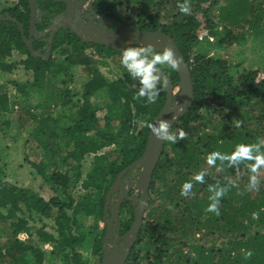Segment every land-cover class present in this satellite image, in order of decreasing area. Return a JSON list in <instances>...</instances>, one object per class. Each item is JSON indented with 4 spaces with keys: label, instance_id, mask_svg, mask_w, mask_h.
Returning <instances> with one entry per match:
<instances>
[{
    "label": "trees",
    "instance_id": "16d2710c",
    "mask_svg": "<svg viewBox=\"0 0 264 264\" xmlns=\"http://www.w3.org/2000/svg\"><path fill=\"white\" fill-rule=\"evenodd\" d=\"M206 1L189 0L190 12L184 14L177 7V0H145L152 10L144 12L132 27L169 36L189 69L193 104L171 132L178 128L186 131L191 123L202 119L200 112L208 113L215 109L220 112L234 109L243 118L237 117L239 123L227 131L221 128L218 135H204L201 140L198 137L192 144V151L183 149V139L176 144L165 142V147L169 146L186 167V172L181 173L182 178L192 176L189 178L191 193L185 201L179 200L176 193L180 180H170L166 184L167 191L164 192L163 188V192L158 193L159 199L165 202L170 200L176 204L179 201L175 208L183 206L178 215L163 211L159 215L163 220L167 217L168 228L180 234L181 238L175 245L169 243L173 240L163 242L164 237L157 236L152 241L149 238L144 243L146 252L142 257L137 250L141 248L149 224L141 225L124 264H264V174L256 177L255 187H250V177L264 170V165L252 173L248 165L254 161L241 160L230 164L228 160L221 162L217 159L215 164L209 163L204 170L201 168V164L208 163L211 153L230 156L237 145H252L264 140V112H259L257 106L248 109L254 106L251 105L253 102L264 103V80L257 82V73L252 70L233 73L225 59L211 57L200 49L195 17L203 11L201 5ZM234 4L238 13L240 11L239 21L248 12L256 11L254 25L259 27L263 22L264 26V0H234ZM168 10L174 16L166 23L161 22V14ZM233 24L236 23L229 25ZM62 41L59 38V44L53 48L58 49V54L63 57L61 61H55L52 54L47 60L33 57L17 27L0 21V74H11L18 67L31 74L28 81H10V84L15 88L14 94L27 102L24 113L30 124L35 125L30 136L37 141L45 160L50 156V162L31 163V167L56 194L45 199L37 192L6 181L0 156V264H44L45 245L50 247V259L58 264H89V257L101 263L107 193L116 177L143 155L150 129L148 124L152 123L165 102L164 85L155 103H148L146 97H138L139 85L124 68L122 76L114 80L99 74L93 58L116 55L120 62V52L95 47L91 55H86L78 46L61 47ZM131 47L141 46L131 43ZM14 53L23 58L13 60ZM76 67H82L89 79L75 101V93L71 94L68 84L72 83ZM161 71L173 86H177L176 70L161 67ZM50 81H59L63 89H57L55 94L49 92ZM36 96H41L44 101L30 105V99ZM92 96H100L102 105L92 102ZM18 100L0 88V132L9 128L7 117L13 105L19 104ZM53 107H60L57 116L51 111ZM37 110L42 111L37 114ZM99 111L103 112L102 117L97 116ZM227 117L229 119L231 114ZM251 122H254V128ZM261 151L264 152V146ZM86 158H90V163L86 173L82 174L81 165ZM48 164L53 166L50 174L46 171ZM172 166L163 152L152 176L150 192L153 197L149 200V212H154L158 198H154L156 183L162 174L171 172ZM216 170L220 172L215 174ZM240 171L241 179L239 182L235 180L236 183H227L221 176L223 173L235 176L238 172L237 177ZM199 173L204 175L203 183L194 179ZM135 178L136 173L131 170L121 180ZM209 186L223 190L218 198V215L206 210L212 203L210 197L213 192L209 191ZM78 187L82 190L80 196L67 193L69 188L74 191ZM60 194L64 197L60 198ZM131 194L129 190L123 197L118 211L123 230H127L134 220L132 203L127 198ZM114 195L118 197V191H112L109 198L115 199ZM111 214L112 209L108 206L107 217ZM122 214L123 218H119ZM20 233L27 235L25 241L17 238ZM221 234L227 239L217 245V237ZM185 249H189L188 252ZM149 250L152 254L148 253ZM248 251L252 253L250 257L245 255Z\"/></svg>",
    "mask_w": 264,
    "mask_h": 264
},
{
    "label": "rangeland",
    "instance_id": "374dc122",
    "mask_svg": "<svg viewBox=\"0 0 264 264\" xmlns=\"http://www.w3.org/2000/svg\"><path fill=\"white\" fill-rule=\"evenodd\" d=\"M117 13L119 18L123 21H128L131 24H135L140 18L143 17L144 12H149L152 10L151 7H148L145 0H117ZM255 5V4H254ZM145 6V7H143ZM203 11H200L195 19L198 24V29L196 31L197 40L201 43V51L207 52V54L214 58L225 59L227 65L232 69L233 73H243L246 71H255L257 73L256 81L264 80V26L263 22L260 23L259 27L254 25L256 22V11L254 13L248 12L247 16L239 21L241 17H238V10L234 4V0H208L201 5ZM174 13L170 10L163 12L161 14V22H168L172 19ZM264 19V18H263ZM239 21V22H238ZM230 23H236L229 25ZM257 29V30H256ZM87 55V54H86ZM52 58L55 61H61L63 57L58 54V49L52 53ZM23 56L14 53L12 59L20 60ZM94 65L97 68L99 74L105 77L108 80H114L122 76V65L119 62L118 57L99 59L98 57L93 58ZM166 68L167 66H161ZM73 80L72 83L68 84V89L71 90V94L74 93V100L79 99V94L82 89V86L89 79L88 74L85 73L82 67H76L73 71ZM31 79L30 73H25L21 67H18L11 74H0V88L3 91H6L11 97L13 95L16 99H19L18 103H15L12 108V112L9 114L7 119L10 121L9 128H5V132H0V156L2 159V164L5 169L6 174L5 178L11 184H14L18 187L32 190L39 193L43 198L48 199L51 196L56 195L49 184H46L40 177L38 171L31 167V163L38 164L40 162H50L49 158L45 160L44 153L40 147L37 146V141L31 135L32 129L35 125H31L30 121L27 119L24 109L27 108V102L24 101L22 97H19L14 94V86L10 84V81H16L22 83ZM55 87V90H54ZM57 89H63V85L58 82L50 81V87L48 91L55 94ZM179 91L178 88H175L173 93L177 94ZM44 94V93H42ZM43 96V95H42ZM92 102L102 105V98L100 96H92ZM14 101V100H12ZM37 101H44L40 96L30 99V105L37 104ZM21 102V103H20ZM248 109H257L259 112H264V103H251ZM42 110H37V114ZM51 111L57 116L60 113V107H53ZM203 114L201 120H197L189 125L187 130L186 139L182 140V147L185 151H192V144L197 141L199 137L200 140L204 135L215 134L218 135L221 131H227L228 128H231L232 125L239 123L237 117H240V120L243 118L236 112L234 109H227L223 112H220L218 109H215L213 112H200ZM228 114H231V117L228 119ZM98 117L103 116V112L99 111L97 113ZM252 127L254 128V122H251ZM246 125L243 123V127ZM180 129V128H178ZM177 129V130H178ZM176 130V131H177ZM163 152L166 153L168 159L172 162V167L170 168V173L162 174L161 179L156 183V195L154 198L159 196V192L167 191L166 184L170 180H180V188L177 186L176 193L178 194L179 200L185 201L184 199L190 195L191 191L187 195H181V186L192 178L190 175L188 178H182L181 173H185V165L181 164L178 158V155L171 150L169 146H164ZM63 153V152H62ZM163 155V153H162ZM52 159V158H51ZM57 159V158H56ZM197 160L195 159L194 162ZM90 163V158H86L81 165L82 174L86 173L88 165ZM209 167V163L201 164L202 170ZM53 169V166L48 164L47 174H50ZM220 170H216L215 174H218ZM222 172V171H221ZM177 173V175H176ZM240 175L236 177L237 174L231 175L223 173L221 176L227 183L237 180L240 181L242 172H239ZM264 170H259L255 174L256 177L263 176ZM190 178V179H189ZM127 184V183H126ZM162 188V189H161ZM176 188V186H175ZM125 189L129 192L132 191V194H135V188H129L128 184L125 186ZM72 192L75 197H78L82 194V190L79 187L72 191L70 188L67 193ZM150 194V199L153 195ZM60 198H63V194L59 195ZM179 201L176 202V204ZM181 202V201H180ZM175 202L166 200V202L159 197L157 198L154 206V212H149L150 207H148L142 217L141 225H147L148 231L145 235L141 248H135L140 253V256H144L146 248L144 243L150 238L152 241L158 237H164V240H173V245L176 244V240H179L180 234L175 233L172 229L167 226V217H164L165 220L160 219L159 215L163 213L167 214H177L180 213L184 208L179 206L175 208ZM176 209V210H175ZM123 218V214L119 218ZM113 222V221H112ZM111 222V223H112ZM160 225V226H159ZM149 232V233H148ZM200 236L197 235L195 239H198ZM210 239V238H209ZM227 239V238H226ZM225 235H220L217 237V245L220 242L226 241ZM151 243V242H150ZM191 244V242H189ZM173 249V248H172ZM171 249V251H172ZM46 256V261L44 264H58L57 261L50 259L48 248L44 249ZM189 249L184 251L188 252ZM149 254H152V250L148 251ZM83 255H88L83 253ZM172 260L174 259L171 258ZM89 264H100L93 257H89ZM145 264V263H141Z\"/></svg>",
    "mask_w": 264,
    "mask_h": 264
},
{
    "label": "flooded vegetation",
    "instance_id": "af4514ba",
    "mask_svg": "<svg viewBox=\"0 0 264 264\" xmlns=\"http://www.w3.org/2000/svg\"><path fill=\"white\" fill-rule=\"evenodd\" d=\"M116 3L117 0H0V16H2L0 21H7L16 27L17 25L9 18L19 22L27 43L30 42L32 49L39 52L38 56L43 59H48L55 52L56 49L53 50V48L59 44V38L63 39L61 47L78 46L87 55H91L95 47L118 52L96 43L98 40L104 42L109 34L111 38V34L117 31L116 24L118 23L134 28L131 23L119 18ZM27 43L24 42L25 47ZM121 44L124 47H131V42H121ZM113 57L117 56L111 55L107 58L113 59ZM124 181L128 182L129 180ZM126 185V183L119 185L118 197L114 195L115 199L106 200L110 202L109 208L112 209V213L118 203L120 208L123 198L120 197L119 191L123 188L125 193ZM132 208L134 213L136 208L134 209L133 205ZM131 225L127 230H123L115 219L109 225L105 223L102 249L103 251L108 249L107 256L109 258L113 257L114 252L120 253L121 248L127 245V233ZM116 239H118L117 244L114 243ZM116 263L117 259L115 258Z\"/></svg>",
    "mask_w": 264,
    "mask_h": 264
},
{
    "label": "water",
    "instance_id": "95a60500",
    "mask_svg": "<svg viewBox=\"0 0 264 264\" xmlns=\"http://www.w3.org/2000/svg\"><path fill=\"white\" fill-rule=\"evenodd\" d=\"M1 19L2 16H0V20ZM9 20L17 25L23 43L24 42L27 43V39H25L24 37L23 28L19 24V22H17L12 18H9ZM116 28L117 31L111 34V38L109 34L108 37L104 40V42L103 40H98L96 41V43H100L101 45L113 49L115 51H118L120 53L125 48L121 44V42L136 43L141 47L151 44L154 50L156 51H162L165 47H168L171 48L174 52V55L179 58L180 62L178 64L177 69H175L179 78L177 86H173L161 71L162 83L165 88V102L162 109L151 123V124H157L159 121H168L169 131L171 132L175 123H177V121L189 111V109L193 104L192 82L189 74V69L185 61L183 60L173 40L164 33H161L159 31L145 32L135 28H130L120 25L119 23L116 24ZM26 48L33 57L40 55L39 52H35L32 49L30 42L26 44ZM44 60H47V58ZM175 88L179 89L177 94L173 93ZM165 142L166 141L156 140V138L152 135L151 129H149L146 147L143 155L134 164H132L130 167L125 169L121 174H119L116 177L115 181L113 182L111 188L109 189L107 193V199H109V196L111 195L112 191H117L119 185H124L125 183H127L129 188H135L136 189L135 194L128 196V200L132 203L134 209L135 208L136 209L134 210V220L132 222L129 232L127 233V245L121 248L120 253L114 252L113 253L114 258L113 257L109 258L107 256L108 249L104 250L100 264H115V258L117 259L116 264H124L127 257L129 256L130 251L137 240L139 230L141 227L143 214L145 210L149 207V200H150L149 193L152 182V176L162 156ZM131 170L135 171L136 178L128 182L121 181V178L128 171ZM119 193H120V197L123 198L127 194V191L124 193L123 188H121ZM109 204L110 203L108 201L104 205V218H105V223L107 225H109L113 221V219L119 222L118 214H117L119 203L116 206L115 210L113 211L112 215L110 217H107V208ZM114 243L117 244L118 239H116Z\"/></svg>",
    "mask_w": 264,
    "mask_h": 264
},
{
    "label": "clouds",
    "instance_id": "9594fccd",
    "mask_svg": "<svg viewBox=\"0 0 264 264\" xmlns=\"http://www.w3.org/2000/svg\"><path fill=\"white\" fill-rule=\"evenodd\" d=\"M177 7L181 13L188 14L190 12L189 0H183V2L177 0ZM179 62V58L174 55L171 48L165 47L162 51H156L151 44L142 47H125L120 54V64L126 69L131 79L139 85L137 96L146 97L148 103H155L160 92L163 90L161 66H167L175 70ZM148 127L151 129L152 135L156 140L168 141L172 144H176L178 140L184 139L187 135L183 129L170 132L168 121L148 124ZM262 146H264V140L252 145H237L235 151L230 156L214 152L210 154L208 163L215 164L217 159L221 162L228 160L230 164L241 160L254 161L248 167L252 173H255L258 167L264 165V152L261 151ZM253 152L256 154L253 155ZM194 179L203 183V173L195 175ZM256 183V176H251L250 187H255ZM191 187V182H185L181 186V195H187ZM209 191L213 192V195L210 197L212 203L208 205L206 210L218 215V198L223 194V190H217L209 186ZM253 216H255V213ZM245 255L246 257H250L252 253L248 251Z\"/></svg>",
    "mask_w": 264,
    "mask_h": 264
},
{
    "label": "built area",
    "instance_id": "2783aa9c",
    "mask_svg": "<svg viewBox=\"0 0 264 264\" xmlns=\"http://www.w3.org/2000/svg\"><path fill=\"white\" fill-rule=\"evenodd\" d=\"M17 238L20 240V241H25L27 239V235L25 233H20ZM50 249L49 245H45L44 246V249Z\"/></svg>",
    "mask_w": 264,
    "mask_h": 264
}]
</instances>
